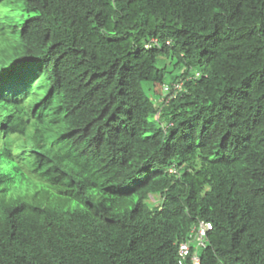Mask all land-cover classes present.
<instances>
[{"label": "trees", "instance_id": "trees-1", "mask_svg": "<svg viewBox=\"0 0 264 264\" xmlns=\"http://www.w3.org/2000/svg\"><path fill=\"white\" fill-rule=\"evenodd\" d=\"M0 22V264H179L183 242L264 264V0H0Z\"/></svg>", "mask_w": 264, "mask_h": 264}, {"label": "clouds", "instance_id": "clouds-1", "mask_svg": "<svg viewBox=\"0 0 264 264\" xmlns=\"http://www.w3.org/2000/svg\"><path fill=\"white\" fill-rule=\"evenodd\" d=\"M3 28V23L0 22V32ZM151 42H155L156 39H151ZM1 65V64H0ZM19 67H21L20 65H17ZM196 74L198 75V72H196ZM7 73H4L2 76H0V155L1 153H3V140H6V137H8L6 134L8 133L6 128H8V122L12 119V118H16L18 119L20 117L19 114V110L17 112L16 115H14L16 108L10 110L9 112H7L8 106L13 104L14 107L15 106V101L12 100V97L15 94V90H13V86H12V82H9L6 78ZM157 86V92H160V97H162L164 99V97L167 98H171L173 96H175V91L180 90V86H181V82H175L172 84V90L170 92V88L169 85L167 83H162V84H156ZM12 90L14 92H12ZM21 99V98H19ZM18 109V107H17ZM9 147H7L8 149ZM8 168L6 167V165L3 163L2 159L0 158V191L5 183V179H6V175L8 173ZM212 227L210 222H200L197 226V232H196V239L201 241L203 239V237H205L206 232L208 230H210ZM203 229V233L201 234V236H198V231L199 229ZM195 225L191 228V233L195 234ZM201 243V242H200ZM182 246H185V248L187 249L188 252V245L187 242H183L179 244L178 247V255H179V264L182 262V260H185L187 257L193 261L194 264H199V259L198 257H196L194 254L187 256V252L186 254H184L182 256V254L180 253V249Z\"/></svg>", "mask_w": 264, "mask_h": 264}, {"label": "built area", "instance_id": "built-area-1", "mask_svg": "<svg viewBox=\"0 0 264 264\" xmlns=\"http://www.w3.org/2000/svg\"><path fill=\"white\" fill-rule=\"evenodd\" d=\"M198 233H200V234H198V236H201V234L203 233V229L200 228ZM186 252H187V249L185 248V246H182L181 249H180V253L182 254V256L184 254H186Z\"/></svg>", "mask_w": 264, "mask_h": 264}, {"label": "rangeland", "instance_id": "rangeland-1", "mask_svg": "<svg viewBox=\"0 0 264 264\" xmlns=\"http://www.w3.org/2000/svg\"><path fill=\"white\" fill-rule=\"evenodd\" d=\"M148 93L151 95V97H155V98H157V96L160 95V92H155L154 90H152L151 92L148 91Z\"/></svg>", "mask_w": 264, "mask_h": 264}]
</instances>
